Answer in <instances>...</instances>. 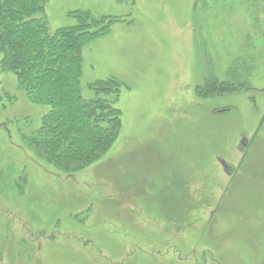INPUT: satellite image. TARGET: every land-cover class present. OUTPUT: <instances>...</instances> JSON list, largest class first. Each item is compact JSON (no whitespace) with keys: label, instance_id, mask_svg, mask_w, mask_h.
<instances>
[{"label":"rangeland","instance_id":"obj_1","mask_svg":"<svg viewBox=\"0 0 264 264\" xmlns=\"http://www.w3.org/2000/svg\"><path fill=\"white\" fill-rule=\"evenodd\" d=\"M195 1L48 0L52 31L77 11L112 23L82 47V85L90 99L99 80L122 85V126L88 169L84 193L104 203L87 217L49 205L36 218L0 201V264H264V2L200 0L195 12ZM213 78L240 92L205 89ZM5 92L18 100L0 115L45 113L11 73L0 74ZM54 210L68 217L56 228Z\"/></svg>","mask_w":264,"mask_h":264},{"label":"trees","instance_id":"obj_2","mask_svg":"<svg viewBox=\"0 0 264 264\" xmlns=\"http://www.w3.org/2000/svg\"><path fill=\"white\" fill-rule=\"evenodd\" d=\"M47 3L0 0V74H13L26 100L46 109L39 119L0 115L5 149L0 177H6L8 186L6 190L0 187V201L14 200L36 218L51 205L58 211L69 210L68 217L75 220L87 217L94 206L104 203L84 191L96 176V171L89 173L88 169L105 159L121 130L122 117L115 104L122 85L113 79L99 80L91 86L95 97L85 96L82 47L89 38L104 36L112 23L89 11H77L74 25L52 31L45 15ZM199 3L195 1V12ZM228 84L231 91L240 92L235 84L215 78L205 81L204 88ZM17 100V95L5 92L0 97V111ZM35 166L42 171L40 178L33 172ZM10 169L13 173L7 175ZM58 211L53 212L54 228L68 218L62 220L63 213ZM28 242L35 241L23 244ZM39 244L38 251L42 248Z\"/></svg>","mask_w":264,"mask_h":264},{"label":"water","instance_id":"obj_3","mask_svg":"<svg viewBox=\"0 0 264 264\" xmlns=\"http://www.w3.org/2000/svg\"><path fill=\"white\" fill-rule=\"evenodd\" d=\"M219 163H220V165L222 166V168L225 170V172H226L227 174L230 175L231 173L234 172L235 167H234L233 165L227 163L225 160L220 159V160H219Z\"/></svg>","mask_w":264,"mask_h":264},{"label":"crops","instance_id":"obj_4","mask_svg":"<svg viewBox=\"0 0 264 264\" xmlns=\"http://www.w3.org/2000/svg\"><path fill=\"white\" fill-rule=\"evenodd\" d=\"M244 2H264V0H244Z\"/></svg>","mask_w":264,"mask_h":264}]
</instances>
